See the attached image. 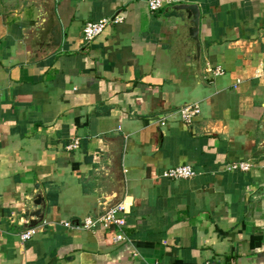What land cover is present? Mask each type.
<instances>
[{
	"label": "crops",
	"instance_id": "0c3cea01",
	"mask_svg": "<svg viewBox=\"0 0 264 264\" xmlns=\"http://www.w3.org/2000/svg\"><path fill=\"white\" fill-rule=\"evenodd\" d=\"M51 2L61 44L44 56ZM146 2L0 0V264H264V0L175 4L198 7L199 58L187 14ZM185 164L194 178H160ZM38 192L39 233L21 242ZM117 204L125 242L64 227Z\"/></svg>",
	"mask_w": 264,
	"mask_h": 264
},
{
	"label": "built area",
	"instance_id": "2783aa9c",
	"mask_svg": "<svg viewBox=\"0 0 264 264\" xmlns=\"http://www.w3.org/2000/svg\"><path fill=\"white\" fill-rule=\"evenodd\" d=\"M180 0H147L146 6L149 12L155 13L164 7L178 4ZM123 21V17L116 14L112 18L100 20L97 23H88L82 29V41L83 44H89L96 38L101 36L103 32L111 25L118 24ZM211 76L221 77L224 72L222 68L217 67L211 71ZM178 119L180 123L184 125H191L200 116L201 111L197 104H187L177 110ZM161 127L166 125L164 119L159 120ZM79 148V141L74 140L70 146L67 147L69 151H75ZM253 168L251 162H235L228 164L226 170L228 172H249ZM196 172L189 165H181L164 170L160 174V178L177 181V180H190L196 176ZM126 226V211L122 205H116L101 213L96 217H87L83 220L81 225L76 227L71 226L70 223H64V227L76 229V230H94L97 227L104 230H110L111 227H115L117 232L113 236V243L119 244L126 241L123 235L122 229ZM38 227H33L22 231L19 234V240L21 242H27L39 233ZM206 264H216L214 262H207Z\"/></svg>",
	"mask_w": 264,
	"mask_h": 264
},
{
	"label": "water",
	"instance_id": "95a60500",
	"mask_svg": "<svg viewBox=\"0 0 264 264\" xmlns=\"http://www.w3.org/2000/svg\"><path fill=\"white\" fill-rule=\"evenodd\" d=\"M173 10L184 11L189 19V37L194 42L195 52L199 58L200 44H199V10L196 5H174ZM49 15L52 20V25L49 28V38L45 42L46 50L44 56L54 52L61 44V29L59 23L54 15L53 3L49 7ZM38 186H36L37 188ZM122 198L120 194L119 199ZM33 208L25 211V216L30 218L28 228H33L43 221L45 202L43 196L38 192L31 201Z\"/></svg>",
	"mask_w": 264,
	"mask_h": 264
}]
</instances>
